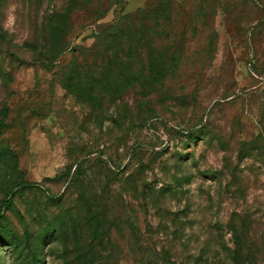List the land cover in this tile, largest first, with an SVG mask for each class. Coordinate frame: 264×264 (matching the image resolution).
Returning <instances> with one entry per match:
<instances>
[{"label":"rangeland","instance_id":"obj_1","mask_svg":"<svg viewBox=\"0 0 264 264\" xmlns=\"http://www.w3.org/2000/svg\"><path fill=\"white\" fill-rule=\"evenodd\" d=\"M0 264H264V0H0Z\"/></svg>","mask_w":264,"mask_h":264}]
</instances>
